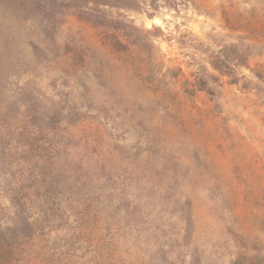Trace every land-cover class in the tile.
I'll return each instance as SVG.
<instances>
[{
  "label": "rangeland",
  "instance_id": "1",
  "mask_svg": "<svg viewBox=\"0 0 264 264\" xmlns=\"http://www.w3.org/2000/svg\"><path fill=\"white\" fill-rule=\"evenodd\" d=\"M0 248L264 264V0H0Z\"/></svg>",
  "mask_w": 264,
  "mask_h": 264
},
{
  "label": "trees",
  "instance_id": "2",
  "mask_svg": "<svg viewBox=\"0 0 264 264\" xmlns=\"http://www.w3.org/2000/svg\"><path fill=\"white\" fill-rule=\"evenodd\" d=\"M218 59H219V57L217 56V60L216 61H219ZM216 61L211 62V64L213 65V67L215 69L220 70V71H227V73H228V70H224V68L229 69V66H227V64H225L223 61H221V62H216ZM233 65H235V64L233 63ZM3 251H4V248H0V253L3 252Z\"/></svg>",
  "mask_w": 264,
  "mask_h": 264
}]
</instances>
